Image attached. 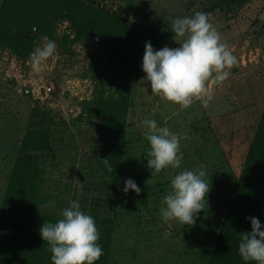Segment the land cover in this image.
Instances as JSON below:
<instances>
[{
	"label": "rangeland",
	"instance_id": "374dc122",
	"mask_svg": "<svg viewBox=\"0 0 264 264\" xmlns=\"http://www.w3.org/2000/svg\"><path fill=\"white\" fill-rule=\"evenodd\" d=\"M82 1L91 9L163 33L165 41L155 50L178 47L171 32L173 19L207 13L237 64L226 81L214 86L207 107L197 101L181 108L151 93L142 71L143 56L118 58L119 49L109 43L104 26L88 32L89 20H96L93 15L81 20L84 27L54 15L51 28L26 54L1 41L0 209L24 147L38 157L40 199L30 227L37 234L43 223L56 222L62 209L79 200L81 211L94 219L99 231L103 255L98 261L104 256L107 264H203L199 249L210 247L218 231L226 212L219 201L227 199L236 184L264 108V0H225L222 7H214L218 0ZM45 37L55 42L56 54L36 72L29 57ZM127 69L136 71L123 90V142L116 145L124 148L128 160L114 180L101 162L108 140L104 128L111 120L103 104L119 99L122 86L111 77ZM146 119L187 137L180 141L179 169L151 175ZM33 131L46 138L36 141ZM26 136L28 144L23 143ZM201 165L210 181L204 211L192 226L165 223L159 209L172 177ZM127 179L141 189L139 195L124 192ZM49 201L55 203L44 207ZM0 264L11 263L0 259Z\"/></svg>",
	"mask_w": 264,
	"mask_h": 264
},
{
	"label": "trees",
	"instance_id": "16d2710c",
	"mask_svg": "<svg viewBox=\"0 0 264 264\" xmlns=\"http://www.w3.org/2000/svg\"><path fill=\"white\" fill-rule=\"evenodd\" d=\"M224 1L218 0L214 7H222ZM54 15L82 27L85 21L81 20L90 19L93 15L96 20H89L88 32L104 26L109 43L119 49L117 57L126 56L128 61L138 60L144 55L146 42H150L155 50L165 41V35L154 28L91 9L82 0H3L0 6V42H9L26 54L31 51L34 40L51 28ZM135 71L127 69L114 73L111 78L122 86L118 89L120 97L103 104L106 114L111 117L110 124L106 122L104 128L108 139L104 154L113 169L108 172L114 180L122 175L124 163L128 160L124 148L116 144L123 142L122 122L127 104L123 90L130 84ZM33 132L32 137L37 138L36 141L46 138L44 133ZM25 138L27 140L23 143L28 144L29 136ZM111 144L115 148L109 147ZM20 161L21 165L13 171L0 209V259L11 264H52L47 242H43L36 230L30 229L34 223L36 203L40 199L38 157L23 147ZM219 204L226 208V212L210 247L199 249L200 260L203 256V264H254L242 260L238 245L239 234L251 232V221L247 218H257L264 230V108L236 184L227 199L220 200ZM96 264H107V257L103 256Z\"/></svg>",
	"mask_w": 264,
	"mask_h": 264
},
{
	"label": "clouds",
	"instance_id": "9594fccd",
	"mask_svg": "<svg viewBox=\"0 0 264 264\" xmlns=\"http://www.w3.org/2000/svg\"><path fill=\"white\" fill-rule=\"evenodd\" d=\"M176 48L167 46L154 50L146 42L142 71L150 84L151 93L166 102L188 108L194 102L207 107L214 97V86L231 76L237 58L222 41L220 33L209 20L207 13L197 11L193 16L175 18L171 22ZM56 54L54 41L43 38L41 46L30 54V63L36 72L43 70L46 62ZM144 137L150 147L146 152L147 168L151 175L165 169H179L183 154L182 137L167 126L158 127L155 120H144ZM109 172L113 169L108 159L101 161ZM204 166L177 172L170 181V191L161 200L160 215L165 223L179 222L192 226L197 214L207 206L206 197L210 181ZM139 195L141 189L131 180H125L124 192ZM82 195V193H81ZM55 201L47 202L50 207ZM61 218L54 223H43L39 234L47 242L52 264H94L103 255L94 219L81 211L79 200H73L62 209ZM251 232L239 234L238 253L243 261L264 264V230L259 220L249 217Z\"/></svg>",
	"mask_w": 264,
	"mask_h": 264
}]
</instances>
